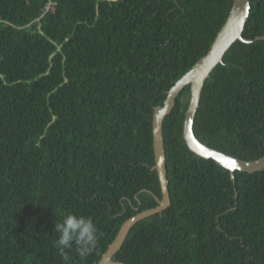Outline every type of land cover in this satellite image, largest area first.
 Wrapping results in <instances>:
<instances>
[{
	"label": "trees",
	"instance_id": "obj_1",
	"mask_svg": "<svg viewBox=\"0 0 264 264\" xmlns=\"http://www.w3.org/2000/svg\"><path fill=\"white\" fill-rule=\"evenodd\" d=\"M234 0H0V264H99L122 225L158 206L153 114L211 48ZM206 80L205 145L264 156V0ZM191 87L164 120L171 205L114 261L264 264V170L231 172L183 137ZM91 217L94 249L65 261L55 223Z\"/></svg>",
	"mask_w": 264,
	"mask_h": 264
},
{
	"label": "water",
	"instance_id": "obj_2",
	"mask_svg": "<svg viewBox=\"0 0 264 264\" xmlns=\"http://www.w3.org/2000/svg\"><path fill=\"white\" fill-rule=\"evenodd\" d=\"M251 11V0H234L230 14L214 39L210 50L189 71H187L169 90L163 105L155 108L153 114V147L155 165L153 170L157 171L162 190V199L157 197L158 206L144 210L129 218L121 227L116 239L109 246L99 264H126L114 261L113 256L121 249L131 229L139 221L156 215L166 210L172 203L169 188L168 172L166 165V153L164 144L163 127L164 120L172 112L176 104V98L187 86L191 87L189 107L186 111L183 137L189 150L199 157L212 159L218 165L228 169L234 180V172L241 171L255 173L264 170V156L256 160H243L230 154L203 144L194 133V120L200 105L202 92L206 80L215 68L223 63L224 56L236 41L252 43L254 40L243 36ZM264 40L258 37L256 40Z\"/></svg>",
	"mask_w": 264,
	"mask_h": 264
},
{
	"label": "clouds",
	"instance_id": "obj_3",
	"mask_svg": "<svg viewBox=\"0 0 264 264\" xmlns=\"http://www.w3.org/2000/svg\"><path fill=\"white\" fill-rule=\"evenodd\" d=\"M55 233L58 236L55 246L65 261L69 260L66 253L73 248L80 257H86L98 239V228L93 219L75 213H67L56 222Z\"/></svg>",
	"mask_w": 264,
	"mask_h": 264
},
{
	"label": "rangeland",
	"instance_id": "obj_4",
	"mask_svg": "<svg viewBox=\"0 0 264 264\" xmlns=\"http://www.w3.org/2000/svg\"><path fill=\"white\" fill-rule=\"evenodd\" d=\"M108 1H115V0H108Z\"/></svg>",
	"mask_w": 264,
	"mask_h": 264
},
{
	"label": "bare ground",
	"instance_id": "obj_5",
	"mask_svg": "<svg viewBox=\"0 0 264 264\" xmlns=\"http://www.w3.org/2000/svg\"><path fill=\"white\" fill-rule=\"evenodd\" d=\"M256 40V39H255Z\"/></svg>",
	"mask_w": 264,
	"mask_h": 264
}]
</instances>
